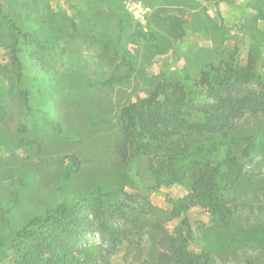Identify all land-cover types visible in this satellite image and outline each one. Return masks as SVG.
<instances>
[{
    "label": "rangeland",
    "instance_id": "obj_1",
    "mask_svg": "<svg viewBox=\"0 0 264 264\" xmlns=\"http://www.w3.org/2000/svg\"><path fill=\"white\" fill-rule=\"evenodd\" d=\"M0 3L3 15L16 19L24 32L38 33L45 47L42 62L34 43L21 41L16 46L26 74L23 86L30 95L26 108L10 80L8 48L14 42L6 34L0 37L7 39L0 44L5 76L0 91L10 107L0 124V240L7 243L0 246V263L11 254L9 241L29 219L59 203L75 202L99 185L111 193V200L139 195L169 212L175 210L173 200L188 204V184L153 190L148 159L121 157L119 112L146 98L163 80L197 83L205 66L219 65L235 49L241 64L253 55L256 76H263L259 0ZM116 16L122 17V27ZM37 17H43L41 22ZM232 135L239 147L252 145L243 158L245 176L232 190L237 213L224 224L219 216L194 205L186 213L190 229L181 225V215L164 226L170 234L192 236L190 251L204 249L207 264H264V113L245 114ZM195 143L200 147L208 138H196ZM70 155L80 159L81 169L64 181L62 168ZM140 219V232L133 238L140 244L119 246L106 264H157L159 235L147 228L156 218L148 214ZM85 242L96 250L105 247L97 232Z\"/></svg>",
    "mask_w": 264,
    "mask_h": 264
},
{
    "label": "trees",
    "instance_id": "obj_2",
    "mask_svg": "<svg viewBox=\"0 0 264 264\" xmlns=\"http://www.w3.org/2000/svg\"><path fill=\"white\" fill-rule=\"evenodd\" d=\"M259 4L258 14L264 19V0ZM3 13L0 3V37L6 34L14 42L8 48L13 68L10 80L18 98L29 108L30 95L23 86L26 74L16 46L21 41L34 43L42 62L45 47L38 33L24 32L16 19ZM42 19L36 18L37 22ZM116 19L122 27V17ZM5 42L7 39L0 38V44ZM238 55L235 49L219 65L205 66L197 83L163 80L146 98L119 112L121 157L148 159L155 182L153 190L188 184V204L173 200L175 210L169 212L139 195L111 200V193L99 185L75 202L59 203L45 215L29 219L9 241L11 254L0 264H106L119 246L140 244L133 238L140 232L141 215L148 214L156 218L147 228L159 235L157 264H207L209 255L204 249L199 253L190 251L189 243L195 240L189 232V237L170 234L164 223L181 215V225L190 229L186 213L194 205L219 216L224 224L237 213L232 190L245 176L243 158L250 155L252 145L239 147L232 132L245 114L264 113V75L256 76L253 55L249 54L245 64ZM2 70L0 66V88L5 79ZM7 102L0 91V124L10 114ZM55 124L58 129L60 124ZM200 137H207L208 143L197 147L195 140ZM67 159L62 168L64 181L81 169L78 157L70 155ZM95 232L105 244L101 251L85 242ZM6 244L0 240V246Z\"/></svg>",
    "mask_w": 264,
    "mask_h": 264
}]
</instances>
